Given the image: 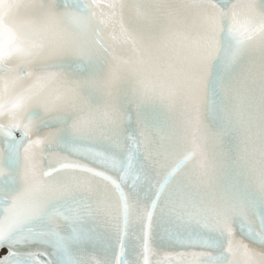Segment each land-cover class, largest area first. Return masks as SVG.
I'll use <instances>...</instances> for the list:
<instances>
[{
	"label": "snow or ice",
	"instance_id": "obj_1",
	"mask_svg": "<svg viewBox=\"0 0 264 264\" xmlns=\"http://www.w3.org/2000/svg\"><path fill=\"white\" fill-rule=\"evenodd\" d=\"M0 264H264V0H0Z\"/></svg>",
	"mask_w": 264,
	"mask_h": 264
}]
</instances>
